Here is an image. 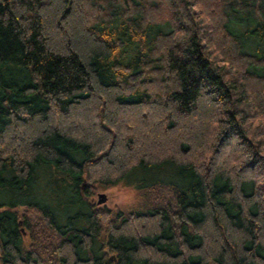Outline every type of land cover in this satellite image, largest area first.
<instances>
[{
    "label": "trees",
    "instance_id": "trees-1",
    "mask_svg": "<svg viewBox=\"0 0 264 264\" xmlns=\"http://www.w3.org/2000/svg\"><path fill=\"white\" fill-rule=\"evenodd\" d=\"M0 264H264V0H0Z\"/></svg>",
    "mask_w": 264,
    "mask_h": 264
},
{
    "label": "rangeland",
    "instance_id": "rangeland-1",
    "mask_svg": "<svg viewBox=\"0 0 264 264\" xmlns=\"http://www.w3.org/2000/svg\"><path fill=\"white\" fill-rule=\"evenodd\" d=\"M98 193L106 195L105 203L97 204ZM137 194L133 186L128 185L126 182H121L108 188L99 187L92 199L97 206L106 207L111 209L113 213H116L118 210H128L138 207L141 204V199Z\"/></svg>",
    "mask_w": 264,
    "mask_h": 264
},
{
    "label": "water",
    "instance_id": "water-1",
    "mask_svg": "<svg viewBox=\"0 0 264 264\" xmlns=\"http://www.w3.org/2000/svg\"><path fill=\"white\" fill-rule=\"evenodd\" d=\"M98 199H97V204L100 205V204H103L106 202V195L104 193H98ZM104 236H102L103 238Z\"/></svg>",
    "mask_w": 264,
    "mask_h": 264
}]
</instances>
